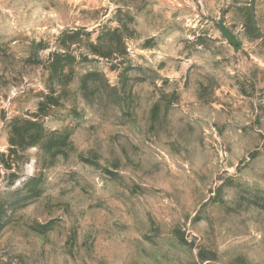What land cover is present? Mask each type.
<instances>
[{
	"label": "rangeland",
	"instance_id": "374dc122",
	"mask_svg": "<svg viewBox=\"0 0 264 264\" xmlns=\"http://www.w3.org/2000/svg\"><path fill=\"white\" fill-rule=\"evenodd\" d=\"M0 264H264V0H0Z\"/></svg>",
	"mask_w": 264,
	"mask_h": 264
}]
</instances>
